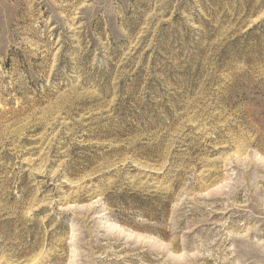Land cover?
I'll list each match as a JSON object with an SVG mask.
<instances>
[{
  "label": "rangeland",
  "instance_id": "1",
  "mask_svg": "<svg viewBox=\"0 0 264 264\" xmlns=\"http://www.w3.org/2000/svg\"><path fill=\"white\" fill-rule=\"evenodd\" d=\"M0 264H264V0H0Z\"/></svg>",
  "mask_w": 264,
  "mask_h": 264
}]
</instances>
